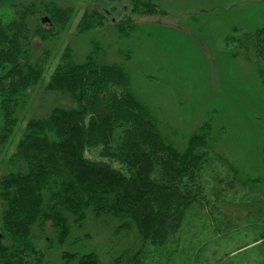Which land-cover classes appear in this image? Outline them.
Listing matches in <instances>:
<instances>
[{"label": "trees", "instance_id": "16d2710c", "mask_svg": "<svg viewBox=\"0 0 264 264\" xmlns=\"http://www.w3.org/2000/svg\"><path fill=\"white\" fill-rule=\"evenodd\" d=\"M134 3V13H157L150 2ZM44 12L50 18L42 23L52 22L59 33L73 16L71 9L55 5ZM38 13L23 6L9 20L0 13V155L21 122L30 91L45 76L44 61L34 59L35 46L57 34L41 22L32 25ZM103 20L87 11L78 32L104 26ZM117 28L128 38L137 27L129 20ZM239 43L253 51L264 84V26ZM93 45L82 60L70 46L65 49L47 90L71 105H56L46 116L29 119L8 159V172L0 177V264H42L44 251L33 240L37 230H53L56 243L69 247L62 253L64 264H102L95 251H81L75 247L79 241H70L73 227L89 218L116 233L136 230L141 246L123 252L113 264H143L145 246L177 243L190 212L206 198L211 123L177 149L132 90L129 70L106 62L101 45Z\"/></svg>", "mask_w": 264, "mask_h": 264}, {"label": "rangeland", "instance_id": "374dc122", "mask_svg": "<svg viewBox=\"0 0 264 264\" xmlns=\"http://www.w3.org/2000/svg\"><path fill=\"white\" fill-rule=\"evenodd\" d=\"M144 1L157 13H134V0H0L5 20L15 8L34 7L39 11L30 19L34 26L50 18L44 12L47 6L73 11L63 32L52 22L42 23L57 34L35 46L34 59L44 61L45 76L30 91L21 122L0 155V177L8 172V159L29 119L46 116L56 105H71L65 96L47 90L65 49L70 46L82 60L97 42L106 62L129 70L132 90L177 149H184L199 128L211 123L206 198L190 212L177 243L145 246L143 264H262L264 84L256 56L242 50L239 40L264 26V0ZM87 11L104 16V26L81 34L78 25ZM129 20L137 28L125 38L117 25ZM1 119L0 111V125ZM55 237L53 230L34 233L45 254L42 264H64L62 253L69 247L58 245ZM75 240L77 249L95 251L102 264H113L123 252L141 246L136 230L116 233L94 218L73 227L70 241Z\"/></svg>", "mask_w": 264, "mask_h": 264}, {"label": "water", "instance_id": "95a60500", "mask_svg": "<svg viewBox=\"0 0 264 264\" xmlns=\"http://www.w3.org/2000/svg\"><path fill=\"white\" fill-rule=\"evenodd\" d=\"M44 22L48 21V18L43 19ZM2 238V234L0 233V239Z\"/></svg>", "mask_w": 264, "mask_h": 264}]
</instances>
